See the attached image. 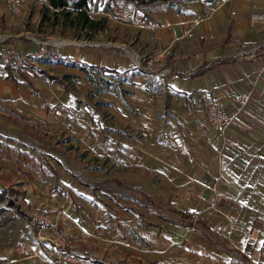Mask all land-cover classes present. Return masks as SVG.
Returning <instances> with one entry per match:
<instances>
[{
    "label": "crops",
    "instance_id": "crops-1",
    "mask_svg": "<svg viewBox=\"0 0 264 264\" xmlns=\"http://www.w3.org/2000/svg\"><path fill=\"white\" fill-rule=\"evenodd\" d=\"M43 3L23 0L22 20L16 23L11 21L8 11L3 14L0 52L15 49L27 53L39 46L37 40L42 37L38 26ZM5 5L6 0H1L0 9ZM88 9L92 17L104 16L106 19L104 29L91 38L96 46H86L85 42L81 47L59 43L56 48L70 62L38 59L35 68L49 76L45 79L37 75L29 77L28 71L22 70L16 71L19 77L14 71L5 76L0 72L3 77L0 95H5L7 99L4 100L12 102L18 109L35 108V115L47 121L50 132L59 133L63 140L68 138L77 142L73 147L86 151L90 159L94 158L96 162L109 159L107 168L105 164L103 167L96 165L97 172L115 173L117 166L121 174L112 180L142 197L132 200L159 221V224L147 222L144 214L138 212L154 232L175 239L178 236L167 233L163 225L176 231L187 230L181 226L179 215L191 210L177 209L170 202H187L191 209H206L211 205L216 207V211L212 210L216 214L210 215V219L198 216L207 230L201 227L188 230L191 231L188 235H193L190 239H195L198 244L200 238L207 239L218 248L233 235L229 239L235 250L240 251L236 248L239 246L246 256L249 255L250 261L257 260L256 255L262 257L264 251L254 254L252 244L264 243V235L258 232L260 227L264 228V209H249L245 204L238 205L237 201L264 200V192L258 191L259 194L253 196L248 184L254 179L253 185L264 190L261 186L264 181L260 180L264 175L254 177L257 168L264 167V53H250L252 48L264 43V20L255 18L264 14V0H226L221 4L217 0L211 3L156 0L147 4L130 0H96L93 8L88 3ZM54 34L49 35L55 41L59 42L63 37L62 33ZM66 39L70 38L66 36ZM77 39L81 42L83 38ZM79 48L86 49L85 55L81 56ZM162 49L169 52L165 61L168 72L155 76L134 67V55L145 58ZM50 61L60 64L49 70ZM84 65L86 69L96 68L104 74L121 76L114 84L99 77L109 86L105 92L102 87L97 91L100 93L96 95L95 108L100 102L103 105L110 102L111 107L107 109L105 119L108 123L101 120L103 117H99L98 109L96 121L88 115L94 126L92 129L68 125L58 110L60 105L81 108L76 104L88 103L86 88H82L78 97L71 86V76L81 80L85 76L86 81L91 80L87 70L82 68ZM20 72L32 81L33 90L26 85ZM59 74L62 77H58ZM98 82H93L98 84L96 87L100 86ZM202 91L209 92L223 112L233 118L220 155H217L219 142L206 126L199 105L198 94ZM241 94L249 95V102L243 108L235 100ZM103 137L108 141L103 142ZM108 143L113 146H104ZM84 145L89 146L88 151ZM87 152L92 154L89 156ZM134 171L146 178L145 183L157 184L165 191L146 194L135 189L134 177L137 176H131ZM51 173L57 174L55 169ZM82 185L90 188L86 183ZM91 190L94 194L95 189ZM106 194L109 196V191ZM116 202L123 213L139 211ZM222 209L230 219H225ZM261 212L263 217L260 218ZM223 225L228 226L226 237L218 234ZM232 229L244 232L245 238L244 234H236ZM257 262L262 263L259 259Z\"/></svg>",
    "mask_w": 264,
    "mask_h": 264
},
{
    "label": "rangeland",
    "instance_id": "rangeland-1",
    "mask_svg": "<svg viewBox=\"0 0 264 264\" xmlns=\"http://www.w3.org/2000/svg\"><path fill=\"white\" fill-rule=\"evenodd\" d=\"M88 3L90 8H93L96 5V0H89ZM5 8L0 9V20L4 17L3 14L8 11L6 5ZM8 13L10 12L8 11ZM22 16L23 11L19 16L11 14L9 17L11 21L16 23V21L22 20ZM38 27L41 33L39 36L42 37V40L47 35L50 37V33L53 35H55L54 33H57L56 35L62 33L61 36L65 38L59 39L58 44L60 43L61 46L73 44L81 47V43L84 42L86 46L97 45L93 39H81L79 42L80 40L77 39L79 35H75V32L71 33L67 28L60 31L58 26L49 27L45 23L42 25L41 22ZM66 36L70 39H66ZM85 50L79 48L78 52L83 56ZM59 62L50 61L51 64L48 69L53 70L56 65L59 66ZM35 67L36 63L31 69L22 71H28L26 74L29 77L35 75L43 79L49 77ZM82 68L84 71H88H86L88 74L86 75L91 77V80L86 81L85 76L82 77V80L71 76V86L74 92L78 93V97L81 96L79 92L85 87L84 92L87 94L85 100L88 103L76 105L85 108L87 114L95 121L96 109H98L99 117H103L101 120L108 123L105 119L111 103L104 102L103 105L98 101L100 105L95 108L96 95L100 93L97 91L102 87L105 92L109 86L105 81L114 84L115 81L120 80L121 76L104 74L96 68L86 69L85 65ZM13 71L8 67L0 66V72L4 76L12 74ZM57 72L61 73L59 70ZM67 72L71 73L69 70ZM13 73L19 77L18 72L14 71ZM51 76L53 77V75ZM101 76L105 81L100 80L99 77ZM58 77H62V75L59 74ZM0 80H3V77H0ZM96 80L100 83L99 87H96L98 84L93 83ZM7 83L9 84L10 81L7 80ZM4 99L7 97L0 95V191L13 188L16 191H23L25 195L23 198V196L15 195L12 193L13 191H9L6 196H3L4 202L0 203V264H50V254L46 250L48 248L47 243H45L46 237L37 235L35 227L37 224L30 220V214L34 211L46 213L51 221L56 222L70 236L72 246L84 254L85 264H264V255L262 257L256 255L257 260L262 261V263H258L255 259L250 261L249 255L246 256V252L239 246L236 248L240 251L235 250V245L229 239L233 235H229L226 244L222 243L218 245V248H215L207 239L205 241L200 238L199 244L195 239H190L193 235L189 236L191 231L188 230L176 231L174 228L163 225L167 233L173 232L178 236L175 239L168 234L154 232L152 230L154 228L147 227L138 212L144 214L147 222L159 224V221L154 214L138 207L132 200L135 197L140 200L142 197L137 193L129 192L126 185L115 184L112 180L113 177H119L121 174L117 166H115V173L105 172L109 165V159H98L97 162L94 158L90 159L85 153L86 151L82 152L77 147H73L74 144L77 146V142L74 140L72 142L68 138L63 140L64 138L59 133L50 132L47 121H43L35 115V108L29 106L26 110L18 109L12 102ZM107 139V137H103V142H107ZM136 139L139 140V138ZM104 146L109 148L113 145L108 143ZM85 150L88 151L89 146H86ZM87 153L89 156L92 154L91 152ZM107 154L110 155L111 153ZM49 164L52 166L51 168L56 170L57 174L51 173L53 169L50 168ZM103 164L106 167L105 173L97 172L96 165L103 167ZM256 173L258 176L254 175V177L260 178L262 174L264 175V167L259 168V170L257 168ZM138 174L135 171L131 174V176H137L134 177L135 189H141L146 194H152L156 190L165 191L157 184L145 183L144 179L146 178ZM147 180L150 181L151 179ZM260 180L264 181V178ZM253 182L254 179L248 182L253 196L258 195V191L264 192L260 187L254 186ZM81 183L88 184L90 188ZM91 189H95V195ZM107 191L110 193L109 196L106 194ZM116 201L125 206L130 205L138 208L139 211L130 214L123 213L116 206ZM237 202L238 205L239 203L245 204L249 209H264V200L261 201V199L252 198ZM170 203L177 209L191 210L197 216L204 215L207 219H210V215L216 214L214 212L216 207L211 205L207 206L206 209L197 207L191 209L188 208L187 202L177 203L173 201ZM224 209L222 210L225 212ZM225 214V219H230L226 212ZM261 217H263L262 212L260 213ZM262 222L264 224V217ZM249 223L247 222V224ZM198 229L200 228L198 227ZM227 229L228 226L223 225L218 229V234L226 237ZM233 231L236 234H244L238 229H232ZM258 232L264 235V228L260 227ZM216 241L218 240L216 239ZM252 246L255 249L254 254L261 252V250L264 251L263 242L254 243Z\"/></svg>",
    "mask_w": 264,
    "mask_h": 264
},
{
    "label": "built area",
    "instance_id": "built-area-1",
    "mask_svg": "<svg viewBox=\"0 0 264 264\" xmlns=\"http://www.w3.org/2000/svg\"><path fill=\"white\" fill-rule=\"evenodd\" d=\"M216 1V0H214ZM226 0H217L218 4ZM23 0H6L8 11L14 16H19L22 12ZM257 20H264V14L257 15ZM39 46L27 53L15 49L3 50L0 52V65L8 67L14 71L31 69L38 59L46 58L69 63L70 59L64 56L55 46L58 41L52 40L49 36L45 39L37 40ZM252 54L264 53V43L259 44L250 50ZM169 52L167 49L155 51L145 58L134 55L133 64L137 68H143L144 71L152 75H161L168 72L165 67V61ZM241 54V53H239ZM240 108H243L249 102L248 94H241L235 99ZM199 105L203 112L206 126L219 142L217 155H220L226 132L231 124L232 117L227 116L214 100L210 93L202 91L198 94ZM60 113L65 116L66 122L70 126L82 125L92 128V121L89 119L87 111L84 108H70L66 105L58 107ZM213 189V188H212ZM32 222L37 224L36 233L38 236H45L47 251L50 254V264H85V256L76 250L71 243L70 236L64 232L56 222L51 221L50 217L40 211H34L30 214Z\"/></svg>",
    "mask_w": 264,
    "mask_h": 264
},
{
    "label": "trees",
    "instance_id": "trees-1",
    "mask_svg": "<svg viewBox=\"0 0 264 264\" xmlns=\"http://www.w3.org/2000/svg\"><path fill=\"white\" fill-rule=\"evenodd\" d=\"M39 1L44 2L41 8L42 25L45 23V25L47 26L49 25V27L58 26L60 31L67 28V30H69L71 33L75 32V35H79V37L81 38L83 37V39H91L97 32L102 31L106 25V19L104 16L92 17L89 14V9H88L89 0H39ZM130 1L136 4H147L156 0H130ZM20 76L22 77L26 85L30 88V90H33L34 85L32 81L29 80L28 77L23 75L21 72H20ZM9 191L10 192L13 191L12 192L13 194L15 195L19 194L24 198L25 193L23 191H16L13 188H9L8 190L0 191V203H2L3 201V196H6L8 194L7 192ZM179 219L181 221V226L184 229L194 230L196 227H201L207 230L203 220L199 219V217L192 212L180 213Z\"/></svg>",
    "mask_w": 264,
    "mask_h": 264
},
{
    "label": "water",
    "instance_id": "water-1",
    "mask_svg": "<svg viewBox=\"0 0 264 264\" xmlns=\"http://www.w3.org/2000/svg\"><path fill=\"white\" fill-rule=\"evenodd\" d=\"M202 1H204L205 3H211V2H213L214 0H202Z\"/></svg>",
    "mask_w": 264,
    "mask_h": 264
}]
</instances>
